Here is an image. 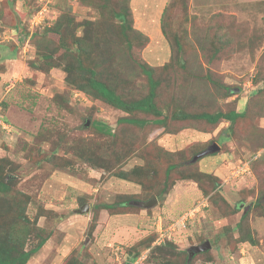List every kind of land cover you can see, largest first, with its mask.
Returning <instances> with one entry per match:
<instances>
[{"label":"rangeland","instance_id":"374dc122","mask_svg":"<svg viewBox=\"0 0 264 264\" xmlns=\"http://www.w3.org/2000/svg\"><path fill=\"white\" fill-rule=\"evenodd\" d=\"M72 39L84 40L82 64L124 101L147 94V65L160 71L154 101L164 115L246 104L250 113L215 125L187 116L166 131L126 125L118 120L155 116L116 109L87 74L70 76L64 67L75 61L61 41ZM260 90L264 0H0V158L12 180L0 242L29 251L43 241L25 264H130L134 253L133 264H169L171 247L159 244L189 252L204 241L190 264H264ZM238 223L255 243L236 239Z\"/></svg>","mask_w":264,"mask_h":264},{"label":"trees","instance_id":"16d2710c","mask_svg":"<svg viewBox=\"0 0 264 264\" xmlns=\"http://www.w3.org/2000/svg\"><path fill=\"white\" fill-rule=\"evenodd\" d=\"M104 1H109V0H104ZM88 24H90V22ZM51 30H53V29H51ZM54 30L56 31V28H54ZM103 34H105V33H103ZM104 40L106 42H109L107 39H104ZM174 42H175V47H176L177 51H179L181 48L180 43H179L180 41H178L176 39ZM61 44L66 47L65 52L68 53L69 58L72 59L73 61H75V63L72 62L70 64V66H71L70 68L67 66L64 67V69L67 70V72L70 76L71 75L74 76V70L79 72L81 75L87 74L85 80H86V83H87L88 87L90 88V90L91 91L93 90L98 95V97H100L102 100L106 101L108 104H110L111 106H113L116 109H120L121 111H124V112L140 111L141 113L152 114L153 116H155V118H152L151 120H149V119L148 120L138 119V118H126V117L122 118L121 117L118 120L119 122L126 123V125L136 126L138 128H142L145 124H148L151 122V123H153V125H157L158 126L157 128H159V129L154 128L153 129L154 131L155 130L157 131L160 129H163L164 131H166L169 129V126H168L169 123L176 124V122H178V121L180 122V121L184 120V118L187 116H193L191 114L182 113L183 112L182 110L171 111V112L168 111L167 114L164 115L162 110L157 107V104L154 101V99H156V97H159L160 90L157 88L160 86L159 85L160 82L157 79H155V76H158L160 71L157 72V71L153 70V68H151L147 65H144L145 67L142 66L141 70H142L143 74L147 77V80H148V84H147L148 85V92H147V94H145L143 97H141L139 99H135L133 101H124L119 95L116 94L114 89L111 88L106 83V81L104 79L101 80V79H98L97 76H95L96 73L92 68L85 67L82 64L79 53L84 48L83 47L84 46V40L83 39L82 40L81 39H72V40H69V43L65 40V41H61ZM75 44H76L75 48H77V49H75L76 55L73 54V50L71 49V48H73L72 45H75ZM107 49H108V46H107ZM111 53H112V55H114L113 52H111ZM48 57H50V54L46 56V58H48ZM177 59H178V56L175 55L173 58V62L177 61ZM155 73H156V75H154ZM81 88H84V87L80 86V89ZM82 90H84V89H82ZM259 93L261 94L260 96H256L254 94V96H256V97H254L253 101H258V102L262 103V102H264V99H263L264 98V92H263V90H260ZM248 112H249V106L246 104L242 107V109L240 111H236V110L232 109V110L225 112V113L218 111V112L213 113V114L204 112V113H200V114H195L193 116V118H197L198 120H203L208 124L215 125V124H217L219 122H223L225 120L233 122L235 119L243 118L244 116H246V114H248ZM93 124L97 127L96 129L99 130L101 133L110 134L111 136H113V134L111 133V129L106 124H104L100 121H98V122L96 121ZM170 128L173 129L172 127H170ZM174 129H173V132H174ZM8 164H10V163L7 160L0 158V210L4 208L3 201L6 200L7 195L11 191L9 189V187H10L12 180L10 178H8V176L4 173ZM175 167H176L175 164L169 165L166 168L164 175L168 176L169 173L175 169ZM4 174H5L6 178L3 180ZM117 175L121 178H126L125 173H118ZM164 188H167V187H166V184L163 183L162 190H164ZM124 203H126V202H124ZM245 216H246V214H244L243 217H245ZM238 230H239V236L236 239H239L241 241H246L247 239H249V241L251 243H255L254 238L248 233L246 226L242 227V224L238 223ZM11 231H12V227H11ZM2 239H6V241L0 242V264H25L28 257L30 256V254L33 252H36L38 250V248L40 247V245L43 243V241H40V243L34 249L29 250V251H24V250H19L16 247H11L10 244L13 240H8L9 237L2 238ZM227 242L232 243L230 241V239H228ZM156 247H158V249H161V250H166L167 247H169V248L171 247V251L173 252L172 257H170L171 259L168 257V255H163V262L169 261V264H190V262L188 260L189 252H187L186 250H181V249H176V248L174 249V246L169 242H164L162 244H159ZM207 252H209V251L207 250L204 253H207ZM152 254L153 253H151L150 255H152ZM136 255L137 254L134 253L133 256L131 257V260L135 261L134 258H136ZM197 255L198 254L194 253L192 258L197 256ZM173 256L180 261H177V259H174ZM168 259H170V260H168ZM133 261L130 264H133L134 263ZM152 264H154V262ZM155 264H157V263H155Z\"/></svg>","mask_w":264,"mask_h":264},{"label":"water","instance_id":"95a60500","mask_svg":"<svg viewBox=\"0 0 264 264\" xmlns=\"http://www.w3.org/2000/svg\"><path fill=\"white\" fill-rule=\"evenodd\" d=\"M218 148H219L218 145L216 143H213L212 145H210L209 147H207L206 149H204L202 152H200L197 156L200 157V156L205 155L207 153L213 152V151L217 150ZM155 200H156L155 197H153L151 199V201L139 202L138 204H140L142 207H147V206L151 205L152 203H154ZM87 210H88V205L87 204L84 205V206H82L79 209L80 212H84V211H87ZM209 247H210L209 241H204L203 243L190 246L188 248L189 249V256H188V258H190L192 254H194L196 252L204 251V250H206Z\"/></svg>","mask_w":264,"mask_h":264}]
</instances>
